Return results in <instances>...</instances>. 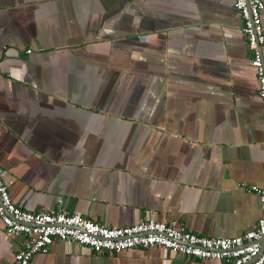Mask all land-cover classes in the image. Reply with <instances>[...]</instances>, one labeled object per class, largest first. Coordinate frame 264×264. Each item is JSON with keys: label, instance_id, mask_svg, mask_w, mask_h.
Returning <instances> with one entry per match:
<instances>
[{"label": "crops", "instance_id": "1", "mask_svg": "<svg viewBox=\"0 0 264 264\" xmlns=\"http://www.w3.org/2000/svg\"><path fill=\"white\" fill-rule=\"evenodd\" d=\"M261 23L264 33V0ZM29 50V52H26ZM233 0H0V171L30 212L250 229L264 108ZM25 241L0 221V264ZM29 264H224L54 238Z\"/></svg>", "mask_w": 264, "mask_h": 264}, {"label": "built area", "instance_id": "2", "mask_svg": "<svg viewBox=\"0 0 264 264\" xmlns=\"http://www.w3.org/2000/svg\"><path fill=\"white\" fill-rule=\"evenodd\" d=\"M233 9L240 19L253 68L256 93L264 108V33L261 23L262 0H233ZM29 52V50H26ZM10 178L0 171V221L6 234H22L25 241L13 253V264H29L35 253H44L54 238L73 241L92 251L121 252L132 247L159 246L172 253L196 259H215L224 264H264V189L241 182L246 191L254 193L261 213L248 230L228 237H207L192 233L181 225L140 220L132 225L105 226L77 213L62 209L30 212L9 197Z\"/></svg>", "mask_w": 264, "mask_h": 264}, {"label": "water", "instance_id": "3", "mask_svg": "<svg viewBox=\"0 0 264 264\" xmlns=\"http://www.w3.org/2000/svg\"><path fill=\"white\" fill-rule=\"evenodd\" d=\"M263 239H264V235L262 236V238L259 241L260 245H262Z\"/></svg>", "mask_w": 264, "mask_h": 264}]
</instances>
